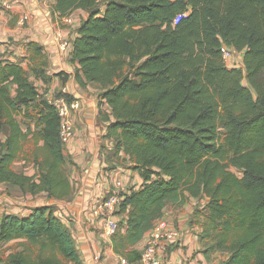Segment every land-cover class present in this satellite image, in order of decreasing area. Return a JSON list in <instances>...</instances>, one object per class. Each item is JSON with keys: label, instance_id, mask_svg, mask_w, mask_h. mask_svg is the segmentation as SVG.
<instances>
[{"label": "trees", "instance_id": "trees-1", "mask_svg": "<svg viewBox=\"0 0 264 264\" xmlns=\"http://www.w3.org/2000/svg\"><path fill=\"white\" fill-rule=\"evenodd\" d=\"M76 9L87 12L70 54L86 77L78 70L77 79L101 86L113 116L102 115L107 137L144 179L122 192L120 210L130 211L115 250L137 259L125 249L189 193L208 199L193 217L206 251L230 252L224 264H264V0L54 4L60 16ZM225 46L243 52L244 67L225 62ZM26 59L36 79L52 82L41 44L30 41ZM0 128V183L52 199L72 193L61 118L21 61L0 59ZM18 160L37 172L17 171ZM12 240L20 249L0 264H83L52 205L0 217V248Z\"/></svg>", "mask_w": 264, "mask_h": 264}, {"label": "crops", "instance_id": "crops-1", "mask_svg": "<svg viewBox=\"0 0 264 264\" xmlns=\"http://www.w3.org/2000/svg\"><path fill=\"white\" fill-rule=\"evenodd\" d=\"M55 3L56 0H0V59L21 61L24 65L29 62L21 60L27 55L28 43L38 42L48 58L47 72L53 76L49 84L35 78L37 86H42V89L38 86L40 93L50 97L65 88L77 101L73 112L74 135L64 150L72 193L63 199H52L45 191L33 194L18 185L0 183V217L5 214L24 216L37 206L52 205L69 228L83 264H121L122 254L115 250L114 236L106 233L104 219L93 210L96 202L110 192L139 188L144 179L132 168L130 156L122 150L117 152L114 140L107 137L109 122L102 115L113 116L111 107L101 97V86L88 83L83 87L77 79L79 64L71 61L70 54L81 20L87 17L86 11L76 9L67 16H60L54 11ZM63 42L68 43L66 50ZM79 71L86 80L83 71ZM59 72L68 74L66 81L64 76H56ZM6 136V131L0 128V141ZM20 162L26 163L18 160L14 165L17 171L35 174L32 163L18 168ZM207 202L206 196L194 197L187 193L184 203L167 204L153 228L166 226L178 236L161 242L158 248L161 258L172 264H224L230 252L206 251L200 236L202 227L193 222L196 209L203 208ZM129 211V208L119 211V231L125 232ZM153 228L124 253L140 255ZM16 242L18 240H12L0 248L5 253L1 252L2 259L20 249L9 248Z\"/></svg>", "mask_w": 264, "mask_h": 264}, {"label": "built area", "instance_id": "built-area-1", "mask_svg": "<svg viewBox=\"0 0 264 264\" xmlns=\"http://www.w3.org/2000/svg\"><path fill=\"white\" fill-rule=\"evenodd\" d=\"M26 20V16L24 17ZM63 48L66 50L68 43L63 42ZM241 51L234 47L225 46L223 50V58L229 66L238 67L233 62L234 56ZM243 54V52H242ZM60 94H53L48 97L49 101L56 108L61 118V136L65 144L73 137V112L77 108L78 103L75 99H69L68 91L63 88ZM123 194L121 191H113L107 197L101 198L96 202L94 213L101 216L105 222V231L109 236H115L120 230V221L118 213L121 209V201ZM178 236L166 226L153 228L147 239L144 250L137 259L131 260L126 256L120 257L121 264H172L169 260H164L158 255V248L163 240L170 237Z\"/></svg>", "mask_w": 264, "mask_h": 264}, {"label": "rangeland", "instance_id": "rangeland-1", "mask_svg": "<svg viewBox=\"0 0 264 264\" xmlns=\"http://www.w3.org/2000/svg\"><path fill=\"white\" fill-rule=\"evenodd\" d=\"M100 9L101 10H103L104 9V2H102L101 3V6H100ZM87 13V12H86ZM233 62H234V64H236V66H238V67H244V61H243V54H242V52L240 53V52H238L235 56H234V58H233ZM24 66H25V68L28 70V72H29V74H30V76L34 79V81L36 82V79H35V76L32 74V72H31V70H30V64H29V62H25V64H24ZM243 83L245 84V85H247L248 84V81H247V79L245 78L244 79V81H243ZM39 86V88L40 89H42V86L41 85H38ZM23 123H24V121H23ZM28 150H30V145H27L26 146V151H28ZM29 165V163H24V162H20V163H18V168H21V167H26V166H28ZM32 170H33V168H32ZM37 172V169H35V173ZM11 247H13V248H16V247H19V242H16V243H14L13 245H10V247L9 248H11ZM5 254L4 253V250H1L0 251V254Z\"/></svg>", "mask_w": 264, "mask_h": 264}]
</instances>
